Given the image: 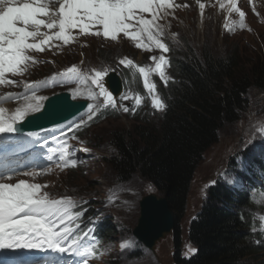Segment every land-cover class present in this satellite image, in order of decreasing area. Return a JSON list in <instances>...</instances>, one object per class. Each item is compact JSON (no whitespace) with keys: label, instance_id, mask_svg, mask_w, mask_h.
Here are the masks:
<instances>
[{"label":"trees","instance_id":"obj_1","mask_svg":"<svg viewBox=\"0 0 264 264\" xmlns=\"http://www.w3.org/2000/svg\"><path fill=\"white\" fill-rule=\"evenodd\" d=\"M256 58L242 60L238 49L227 56L212 52L202 58L192 53L178 56L175 79L162 89L164 110L147 107L133 116L139 121L135 134L120 129L110 138L115 152L105 161L117 180L134 183L143 179L168 197L176 220L175 264H264L259 256L264 246L255 244L250 233L254 204L246 194L238 196L218 179L190 221L188 238L199 251L187 258L182 250V222L200 163L219 141L223 127L238 122L249 109L250 92H264V58ZM107 230L115 231L114 227Z\"/></svg>","mask_w":264,"mask_h":264},{"label":"rangeland","instance_id":"obj_2","mask_svg":"<svg viewBox=\"0 0 264 264\" xmlns=\"http://www.w3.org/2000/svg\"><path fill=\"white\" fill-rule=\"evenodd\" d=\"M195 1L180 0L175 5L166 8L162 16H159L160 11L156 9L158 11L156 23H159L162 28H166L167 30L171 27L175 32L171 33V37L179 57H185L188 53H192L202 58L205 52H212L214 56H227L234 49H238L242 60H257L256 56L264 58V0H247L242 4V7L248 12V24L249 26H253L250 31L247 29L241 31L242 29H238V25L236 24L230 25L227 9L221 12V4L220 2H215L216 0H206L205 2L202 0L196 1L199 4H210L214 8L210 9L206 15L201 14L200 9H198L196 10V14L190 16L189 20L188 14H184L182 18L176 20L178 22L176 25L170 20L166 22L167 17L175 16L181 8H185L186 12H188L187 3H192L195 7ZM252 1L255 2L252 3ZM255 7L258 12L253 11ZM143 15L146 19H151L153 13H144ZM236 31L237 33H234ZM101 37L96 35H91L90 37L85 36L76 41L71 47L62 45L59 49H56V52L50 58L47 56L51 53H46L43 56L51 60L45 62L41 68H44V71L46 69L48 71L47 67L50 68L54 63L55 65L58 64L59 70L76 62L85 66L86 68L84 69H89L91 65L96 68H104L106 65L111 64V62H115L116 57L124 55L137 56V60L142 59V52L134 49L132 42L123 38L113 41L103 36ZM35 68H38V70ZM41 68L40 71L39 67H34V69L29 71L31 74L35 73L32 78L37 79L35 81L37 86L33 90L39 96L45 98V96L60 91L63 87H69L78 96H88L93 100H97L98 96L93 93L92 84L86 78L85 74L58 77L50 81L52 79L50 75L43 77L46 76V73H39L41 72ZM131 98L135 99L128 93L127 99ZM249 99V109L238 122L227 123L223 127L219 141L206 152L203 161L195 173L191 185L186 217L182 222V250L183 254L187 257L199 251L188 238V227L191 219L203 206L207 198L209 186L215 182L220 172H224L225 169L231 167L233 161L232 155L239 153L243 155V152L248 149L247 147L251 143L255 142L260 144L261 142L259 131L262 123H264V92L252 90ZM96 107L97 103L95 102L93 105L94 112ZM162 108L163 104L158 108L159 111ZM88 118L89 114L86 119ZM138 123L139 121L134 120L129 115H117L90 128L83 136L86 144L90 145L89 147L87 146V149L89 148L88 150L91 151L93 156L88 159L90 163L75 172L65 171L45 177L43 180H45L46 184L48 183L46 190L53 193L54 196L68 193L78 195L81 198L92 197L97 202L101 201V199L103 200L107 195L108 189L119 183L113 167L105 161L107 156L109 157L111 153L115 152L110 141L112 133L116 130L123 129L132 131L135 134ZM241 159L239 158V160ZM244 188L248 189L246 187ZM154 191L156 190L153 189L151 182L137 179L134 183L126 184L125 188L116 194L115 198L111 200V203L103 211L105 215L112 217L111 223L117 225V228H119V233H112L109 236L110 239L118 243L120 236L124 234H121L120 230L122 231L124 228V231L127 232L134 231L140 217V200L143 196ZM253 193L260 202L264 203V192L256 193L253 190ZM69 215L74 218L71 211ZM121 227L123 228L120 229ZM173 240V236L164 238L157 244L155 251L145 254L144 257L134 262V264H175L173 255L176 247ZM190 249H195V251L192 252ZM118 250L116 245L113 248L114 253L109 256L111 260L117 258ZM106 251L107 249L105 253ZM259 256L264 260V252H260ZM98 263L106 264L102 260ZM123 263L126 264L125 262Z\"/></svg>","mask_w":264,"mask_h":264},{"label":"snow or ice","instance_id":"obj_3","mask_svg":"<svg viewBox=\"0 0 264 264\" xmlns=\"http://www.w3.org/2000/svg\"><path fill=\"white\" fill-rule=\"evenodd\" d=\"M171 6L165 3V0H63L58 9H50L44 0H24L23 3L19 0H0V84L15 83L5 79V74H22L27 71L29 62H35L34 57L28 54L29 50L42 51L44 46L53 40L68 44L74 39L71 31L77 27L83 34H89L95 28L91 34L110 37L113 41L117 40L118 33H123L125 37L138 41L137 47L145 49L148 45L139 41L146 34L156 48L167 51V46L159 38L163 29L156 23L158 16L155 12L156 9ZM200 7L203 9L204 5L201 4ZM136 9L140 14L134 11ZM236 11H239L242 25L245 14L239 9ZM143 13H153L152 18L146 19ZM42 16L47 19L40 18ZM133 18L135 24L132 23ZM42 27L58 31L50 35L48 32H42ZM120 63L124 64L125 60ZM132 63L127 60V64ZM156 68L159 69L160 64H157ZM139 71L144 77V87L152 92L155 85L149 82L148 72L143 67ZM80 74V70L72 66L54 74V79L56 76ZM104 75L103 70L95 71L92 82L99 89V95L105 97V103L112 105L113 96L103 83ZM160 76L164 78L162 71ZM36 86V82L24 85L25 89H33ZM31 99L42 101L45 98L33 95ZM139 103L140 100H137V104ZM152 104L156 108L162 106L155 96ZM39 108V104L33 106L31 103L23 110L17 108L15 116L9 118L12 121L10 123H6L0 115V133L15 132L16 121L23 119L28 109L39 111ZM88 109L91 110V119L94 114L93 105L89 104ZM124 111L127 112L128 108L125 107ZM3 112L4 109H0V114ZM84 123L85 121L81 120L80 125L76 127H81ZM59 158L64 165L77 164V160L67 153L66 148L60 149ZM74 205L75 202L71 198L50 199L48 193L41 194V185L36 183L24 180L15 184L0 182V249L41 250L46 245L47 249L60 253L75 252L76 240H72L67 247L62 246L70 234V230L62 225L71 222L69 212L70 207ZM190 251L194 252L195 249ZM81 255V264H87V258L94 255V252H84Z\"/></svg>","mask_w":264,"mask_h":264},{"label":"water","instance_id":"obj_4","mask_svg":"<svg viewBox=\"0 0 264 264\" xmlns=\"http://www.w3.org/2000/svg\"><path fill=\"white\" fill-rule=\"evenodd\" d=\"M109 88L115 93L121 91L118 77L112 75L108 81ZM86 107V102H75L67 93L50 98L42 112L32 117L25 128L39 129L61 123L73 118ZM141 216L134 231L135 235L151 250L157 243L172 234L175 225V215L172 212L167 196L149 194L140 202Z\"/></svg>","mask_w":264,"mask_h":264},{"label":"bare ground","instance_id":"obj_5","mask_svg":"<svg viewBox=\"0 0 264 264\" xmlns=\"http://www.w3.org/2000/svg\"><path fill=\"white\" fill-rule=\"evenodd\" d=\"M216 2V1H215ZM255 2V1H254ZM264 3V2H263ZM192 5L193 6V4L192 3H189V5ZM215 6V5H214ZM254 6V5H253ZM256 8V7H255ZM214 9V8H213ZM160 11V10H159ZM206 12H209V11H206ZM262 12V11H261ZM259 15V14H258ZM251 23V22H250ZM261 23V22H260ZM159 24V23H158ZM262 25H263V23H262ZM252 26V25H251ZM253 27V26H252ZM260 28V27H259ZM261 28H263V27H261ZM256 31V30H255ZM260 31V30H259ZM261 36V35H260ZM108 40V39H107ZM93 41V40H92ZM81 42V41H80ZM43 102V100L42 101H39V104H41ZM6 109H8V108H6ZM60 128V127H59ZM58 130V129H57Z\"/></svg>","mask_w":264,"mask_h":264}]
</instances>
